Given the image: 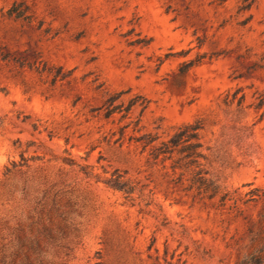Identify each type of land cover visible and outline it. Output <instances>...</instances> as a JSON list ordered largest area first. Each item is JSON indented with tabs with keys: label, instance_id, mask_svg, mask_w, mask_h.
Here are the masks:
<instances>
[{
	"label": "rangeland",
	"instance_id": "374dc122",
	"mask_svg": "<svg viewBox=\"0 0 264 264\" xmlns=\"http://www.w3.org/2000/svg\"><path fill=\"white\" fill-rule=\"evenodd\" d=\"M0 264H264V0H0Z\"/></svg>",
	"mask_w": 264,
	"mask_h": 264
},
{
	"label": "trees",
	"instance_id": "16d2710c",
	"mask_svg": "<svg viewBox=\"0 0 264 264\" xmlns=\"http://www.w3.org/2000/svg\"><path fill=\"white\" fill-rule=\"evenodd\" d=\"M199 127L196 125V123H186L183 125V127L180 129L179 132H176L173 136H171L167 141L163 142V145H176L179 143V140L181 139V131L183 130H190V131H196ZM196 135H188L186 136L187 140H190L191 138H195Z\"/></svg>",
	"mask_w": 264,
	"mask_h": 264
}]
</instances>
